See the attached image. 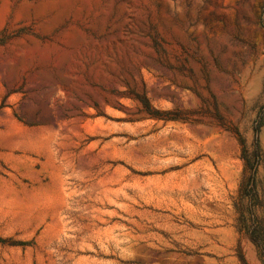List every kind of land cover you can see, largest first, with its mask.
<instances>
[{
	"label": "rangeland",
	"instance_id": "obj_1",
	"mask_svg": "<svg viewBox=\"0 0 264 264\" xmlns=\"http://www.w3.org/2000/svg\"><path fill=\"white\" fill-rule=\"evenodd\" d=\"M0 264H264V0H0Z\"/></svg>",
	"mask_w": 264,
	"mask_h": 264
}]
</instances>
